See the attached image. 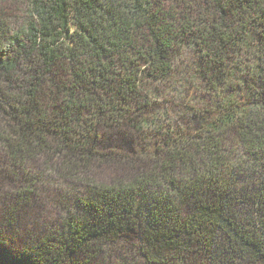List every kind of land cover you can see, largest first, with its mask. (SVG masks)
<instances>
[{
  "label": "trees",
  "instance_id": "trees-1",
  "mask_svg": "<svg viewBox=\"0 0 264 264\" xmlns=\"http://www.w3.org/2000/svg\"><path fill=\"white\" fill-rule=\"evenodd\" d=\"M49 180L81 193L17 246L3 210L0 264H264V0H0L1 210Z\"/></svg>",
  "mask_w": 264,
  "mask_h": 264
},
{
  "label": "rangeland",
  "instance_id": "rangeland-1",
  "mask_svg": "<svg viewBox=\"0 0 264 264\" xmlns=\"http://www.w3.org/2000/svg\"><path fill=\"white\" fill-rule=\"evenodd\" d=\"M188 60L189 55L183 51L180 54V57H178L179 67L186 70L190 63V61ZM177 66L176 71L178 70ZM185 75L186 74L183 73V76ZM158 85V91L160 93H163L167 99L171 100V103L167 104L172 110H170V113L175 118L172 122V135H174L178 131H183V133H185L186 130H188V132L191 134L195 132V137H198L201 131L199 129L193 128V124L190 126L187 125V120H191L192 116H186L187 113L184 111H186L187 109L186 104L201 106V97L204 93L201 82L189 81L188 83L181 85L179 88H184L185 93L181 92V94L185 96V98L177 97V92L173 94L167 93V90L169 89V83L167 82L158 83ZM146 136H148V138L144 139L145 142L151 139V141L149 142H151V145L154 146L156 142H153L151 135L147 133ZM123 142H126L125 138ZM128 143L131 144L130 141ZM100 175L104 179L108 177V174H106L105 171L100 172ZM80 193L81 186L74 182H60L58 180H49L45 184H43V187H41L40 191H37L33 195H29L26 201L22 203V205L16 207L10 206L9 208H2L1 210L0 203V226H2V223L5 224L7 222V220H4L3 216L5 210L8 214L10 210L13 209L15 220L17 222L16 225H13L11 226V228H7L5 231H3L2 235L8 234L4 235V237H9V233L14 234L12 231L16 229L19 230V232H17L18 235H21V233L42 234L44 232H47L51 227L56 226L61 222L62 208L66 205H69V202H71V200H73ZM8 220L10 221V219ZM13 240L14 237H11L10 242H13ZM20 241L22 243V238L17 237V239H15L13 242L14 246L19 245ZM128 247L129 243L122 245V248L120 247L121 249L119 250V252H128ZM118 248L119 247H117L116 251H114L113 253V250H111L106 254H101L99 257H97L98 262L101 264H109L110 262H113L115 260V255L118 252ZM130 257V261H132L133 263L139 264V262H141V259H139V257L134 255L133 253L130 254Z\"/></svg>",
  "mask_w": 264,
  "mask_h": 264
}]
</instances>
